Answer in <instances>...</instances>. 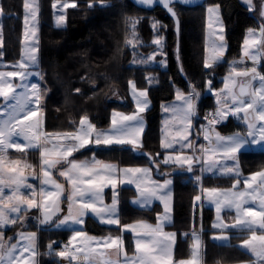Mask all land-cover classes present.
Instances as JSON below:
<instances>
[{
    "label": "snow or ice",
    "instance_id": "obj_1",
    "mask_svg": "<svg viewBox=\"0 0 264 264\" xmlns=\"http://www.w3.org/2000/svg\"><path fill=\"white\" fill-rule=\"evenodd\" d=\"M154 2L134 0L141 6ZM158 2L175 25L176 73L168 77L169 93L160 98L159 147L152 150H146V114L152 110L150 93L159 77L146 70L153 62L168 68L167 42L161 34L168 26L161 20L126 14L122 2L85 0V16L113 11L122 27L115 36L100 34L101 60L90 63L88 50L76 53L78 79H65L60 65L49 62L52 82L62 89L53 118L63 116L61 125L51 127L48 102L53 89L42 68L38 0H21L19 51L11 61L0 25V264H208V246L233 249L244 257L217 252L213 264H264V164L245 175L241 162L257 149L264 155V0H240L260 22L245 28L239 58L232 59L227 55L224 5L204 7L199 80L184 67L176 10L191 0ZM51 8L54 26L61 30L67 9L79 10L81 5L79 0H51ZM5 15L0 2V17ZM145 19L152 31L150 44L138 34ZM144 47L151 50L141 53ZM129 50V63L145 73L146 86L139 87L134 77L126 80L133 107L124 111L114 81L133 70L123 64ZM221 67L222 76L217 72ZM109 96L120 105L103 120L94 119L87 105L103 97L107 113ZM77 99L82 101L79 107ZM212 180H228L230 186L206 183ZM185 183L193 188L192 227L168 231L175 223V189ZM205 207L214 210L208 228ZM144 213H155L154 220ZM89 220L107 234H93ZM181 244H187L184 256L179 254Z\"/></svg>",
    "mask_w": 264,
    "mask_h": 264
},
{
    "label": "trees",
    "instance_id": "obj_2",
    "mask_svg": "<svg viewBox=\"0 0 264 264\" xmlns=\"http://www.w3.org/2000/svg\"><path fill=\"white\" fill-rule=\"evenodd\" d=\"M6 9V15L2 17V26L5 38L7 40L8 47V59L9 61L16 58L19 51V45L17 39L20 35L21 30V18L18 14L21 12L20 4L21 0H0ZM85 0H79L81 8L68 9L67 11V26L61 30H57L50 24V19L52 15L51 10V0H40V17L41 26L40 34L43 46V56L44 61L42 68L49 74L48 75V86L53 89L52 98L48 102V107L50 110L49 116V126L61 125L63 122V116L61 119L56 120L54 109L60 105L62 102V89L58 90V86L54 85L51 78V68L48 67L50 61H54L60 65V71L64 78L72 77L73 79H78L75 75V70L79 68V59L76 53L88 50L91 54L90 63L101 60V57L97 55L99 51V45L101 40L99 38L100 34L103 35H118V29L122 27L120 18L113 11H92L87 16H85L83 11V5ZM114 4H120L121 2L127 7L125 8L126 14L140 17H156L167 25V29L164 30L163 35L166 38V51L168 53V68L162 70L158 67H148L147 72L155 74L159 77V84L154 86L150 96L153 101V107L150 112L147 113V125H148V148L146 150H152L156 147L157 129L160 123L161 114L159 109L160 98L163 95L169 93L168 87V77L176 73V60L174 55V45L177 36L174 32L173 23L165 15V12L160 8L156 7L153 10H141L131 4L128 0H112ZM212 2H221L223 7V20L227 25V38L229 43L228 59L233 57L239 58L240 44L243 41L244 30L246 27H256L258 26L260 20L259 17L253 16L247 13L241 6L240 0H205L204 4H209ZM203 5L196 8H185L177 5V12L180 18V45L182 49V59L184 61V67L190 76H194L195 79L199 80V76L196 75L197 63L201 56L203 55V35H204V9ZM107 29V31H105ZM138 34L145 44H150L152 39V31L149 27L147 19H145L138 26ZM147 48V47H146ZM149 48V47H148ZM141 51H145L144 48H140ZM148 52L151 49H146ZM147 52V51H146ZM147 52V53H148ZM106 58V57H105ZM132 59L131 51H128L127 58L123 59V64L126 67L132 68V71L124 72L115 81V87L119 90L121 98H123V105L120 110L130 109V100L126 95V80L128 78L134 77L139 87H145L144 75L142 71L134 70V67L129 63ZM217 72L219 75L224 74V68H218ZM101 89L107 92L104 85L101 84ZM100 91V89H98ZM82 101L80 99L76 100V105L79 107ZM106 102L101 98L99 103L92 102L87 105L88 111L91 116L95 119L99 117L101 120L110 113L113 107L120 105V101H116L114 98L109 96L107 102L108 111H105ZM202 114V113H201ZM101 126H104L101 124ZM261 152V151H260ZM260 152L253 153L242 157V169L244 174H249L251 171L258 170L261 164H264V155ZM103 158V157H101ZM222 180H212L206 181V183L219 184L221 186H227V182H221ZM176 193V211L174 213V226L173 229H179L181 232L190 230L192 227V218L189 212L190 198L193 194V188L191 183H185L182 186H177L175 189ZM125 197L130 199L131 193L126 192ZM154 220L153 213H144ZM214 216L213 210L205 208L203 212V223L204 227L208 228L211 225L212 218ZM125 222H130L131 217L125 216ZM195 227L199 229L200 227V215L197 212ZM89 230L96 235L107 234L106 231H102L100 227H97L92 220L88 222ZM65 237H56L53 239H62ZM205 241L208 237H204ZM47 243V240L44 241ZM180 255L184 256L187 254V244H181ZM41 251H44L43 247ZM208 252V264H213V257L217 252H225L230 257L233 258H244L241 257L239 252L233 249L226 248H213L211 246L207 247ZM44 259H47L46 257Z\"/></svg>",
    "mask_w": 264,
    "mask_h": 264
},
{
    "label": "rangeland",
    "instance_id": "obj_3",
    "mask_svg": "<svg viewBox=\"0 0 264 264\" xmlns=\"http://www.w3.org/2000/svg\"><path fill=\"white\" fill-rule=\"evenodd\" d=\"M38 3L40 4V0H38ZM207 6V4H204V6H203V9H204V7H206ZM70 9V8H69ZM51 10H52V15H51V19H50V24H51V26L52 27H54L55 28V26H54V20H53V9L51 8ZM67 11H68V9H67ZM40 12H41V9H40ZM204 16H205V14H204ZM256 16L257 17H259L258 16V14H256ZM0 25H2V17H0ZM39 25L41 26V17L39 16ZM66 26H67V24H66ZM65 26V27H66ZM164 30L165 29H162L161 30V34L163 35V33H164ZM204 35H205V22H204ZM204 35H203V46H204ZM148 44V43H147ZM146 49H150V48H146L145 47V51H141L140 49H139V51L141 52V53H144V54H147V52H148V50H146ZM147 51V52H146ZM249 64H250V62H248ZM132 67H134L133 65H131ZM149 67H158V68H160V69H162V70H165L164 68H161L160 66H159V64L158 63H156V62H153V64L151 65V66H149ZM152 75H155V74H152ZM155 76H157V75H155ZM158 77V76H157ZM160 81V80H159ZM158 85V84H157ZM157 85H155V86H157ZM129 100H130V109L129 110H124V111H130V110H132V107H133V105H132V103H131V99H130V97H129ZM146 121H147V114H146ZM159 125H160V123H159ZM156 147L158 148L159 147V126H158V129H157V138H156ZM261 150L260 149H257L256 151H255V153H257V152H260ZM168 169H162V171H167ZM245 175H247V174H245ZM221 182H227L228 184H227V186H224V187H228V186H230V181H228V180H222ZM133 191H134V189H133ZM130 199H131V197H130ZM205 208H209V207H205ZM209 209H211V208H209ZM212 210V209H211ZM213 213H214V210H213ZM155 216V213H153V217ZM166 230H168V231H174V229H173V226L172 227H168ZM8 235L10 236V235H12V233L11 232H9L8 233ZM232 243L233 244H236V243H238V241L237 240H235V239H233V241H232Z\"/></svg>",
    "mask_w": 264,
    "mask_h": 264
},
{
    "label": "water",
    "instance_id": "obj_4",
    "mask_svg": "<svg viewBox=\"0 0 264 264\" xmlns=\"http://www.w3.org/2000/svg\"><path fill=\"white\" fill-rule=\"evenodd\" d=\"M131 4H133L135 7L141 9V10H146V11H149V10H153L154 8L158 7L160 8L161 10H163L165 12V15L171 20L170 16L166 13V11L163 9L162 5L159 4L158 0H155L154 4L152 6H141V5H137L134 3V0H128ZM205 2V0H191V3L189 4H178V6H182V7H185V8H196V7H199L201 5H203ZM171 22L173 23V21L171 20ZM173 28H174V32L177 36V33H176V29H175V25L173 23Z\"/></svg>",
    "mask_w": 264,
    "mask_h": 264
}]
</instances>
